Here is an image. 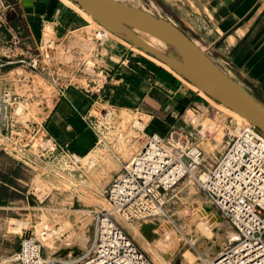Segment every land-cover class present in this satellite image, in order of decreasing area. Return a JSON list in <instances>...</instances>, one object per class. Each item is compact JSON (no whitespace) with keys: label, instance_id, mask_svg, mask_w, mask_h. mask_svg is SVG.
<instances>
[{"label":"rangeland","instance_id":"1","mask_svg":"<svg viewBox=\"0 0 264 264\" xmlns=\"http://www.w3.org/2000/svg\"><path fill=\"white\" fill-rule=\"evenodd\" d=\"M57 2L84 22L80 29L66 37L56 29L48 27L44 30L35 52L40 68L53 77L59 74V79L76 69L83 77L88 74H83L84 71L94 69L97 73L104 62L100 54L90 61L89 51L96 45L92 39L89 43L90 32L97 38V43L107 36H120L86 17L72 1ZM143 10L162 19L169 17L153 6H144ZM84 23L89 26L83 27ZM140 36L158 51L166 50L160 40L143 33ZM121 38L134 50L153 58ZM102 78V75L97 76L99 83L104 81ZM78 82L85 84L83 80ZM207 101L209 106L204 111H182L170 126L187 135L201 149L203 160L195 177L183 178L166 197L163 211L155 220L156 227L148 230L146 239L150 245L138 234L139 224L127 222L117 213L111 214L150 264H202L203 259L215 257L237 239L231 240L235 231L209 200L200 180L223 154L229 138L235 134V126L243 122L228 114L210 97ZM259 107L264 111V105ZM95 109L112 112L110 128L104 142L79 156L80 161L76 164L53 154L41 162H28V167L0 153V256L14 252L20 238L26 234L40 242L47 257H74L90 244L93 211L109 209L102 189L131 161L150 133V121L139 113L124 109L116 112L100 101Z\"/></svg>","mask_w":264,"mask_h":264},{"label":"built area","instance_id":"2","mask_svg":"<svg viewBox=\"0 0 264 264\" xmlns=\"http://www.w3.org/2000/svg\"><path fill=\"white\" fill-rule=\"evenodd\" d=\"M2 6L8 7L0 0ZM9 33L10 44L16 46L18 32ZM37 59H7L0 53V78H11V86L0 87V153L21 165L53 154L76 164L78 156L57 145L45 123L65 90L77 84L73 77L62 81L59 74L44 73ZM95 105L79 115L99 145L106 139L112 112ZM234 133L200 185L237 239L202 264H264V134L244 123L237 124ZM202 160L201 149L181 131L149 133L131 161L102 189L109 209L93 211L92 240L79 254L47 257L40 242L26 234L14 252L0 256V264H150L111 214L140 226L155 222L168 194L183 178L195 177Z\"/></svg>","mask_w":264,"mask_h":264},{"label":"crops","instance_id":"3","mask_svg":"<svg viewBox=\"0 0 264 264\" xmlns=\"http://www.w3.org/2000/svg\"><path fill=\"white\" fill-rule=\"evenodd\" d=\"M2 1L8 7H0V53L7 59L34 56L48 27L66 37L84 22L57 0ZM117 1L140 9L158 8L169 16L165 20L193 40L254 102L264 105V0ZM88 26L84 23L83 27ZM9 30L19 34L16 46L10 44ZM119 36H107L97 43L90 32L89 43L92 39L96 44L89 51L90 61L100 54L104 64L97 73L94 69L84 71L83 74L88 73L84 77L79 69L61 76L62 81L73 77L78 84L65 90L46 118L45 126L52 140L78 157L96 145L94 134L79 115L94 101L104 102L116 112L131 110L147 117L150 133L161 135L168 133L182 111L198 113L209 106L207 96L195 86L162 62L134 50ZM98 75L104 81L99 83ZM10 79L8 74L1 77L0 87L11 86ZM82 80L84 86L78 82ZM28 162L24 165L28 166Z\"/></svg>","mask_w":264,"mask_h":264},{"label":"water","instance_id":"4","mask_svg":"<svg viewBox=\"0 0 264 264\" xmlns=\"http://www.w3.org/2000/svg\"><path fill=\"white\" fill-rule=\"evenodd\" d=\"M102 27L147 52L215 102L233 110L264 134V111L182 30L168 20L117 0H72ZM197 2V0H194ZM142 32L171 44L180 60L170 58L144 40Z\"/></svg>","mask_w":264,"mask_h":264},{"label":"bare ground","instance_id":"5","mask_svg":"<svg viewBox=\"0 0 264 264\" xmlns=\"http://www.w3.org/2000/svg\"><path fill=\"white\" fill-rule=\"evenodd\" d=\"M70 1H72V0H70ZM73 2V1H72ZM80 8V7H79ZM81 9V8H80ZM82 10V9H81ZM82 11H84V10H82ZM85 12V11H84ZM86 13V12H85ZM87 14V13H86ZM88 15V14H87ZM90 18H91V16L90 15H88ZM107 30V29H106ZM140 33H142V32H137V35L142 39V40H144V38H142V36H140ZM143 34H145V33H143ZM146 35H148V34H146ZM149 36H151V35H149ZM153 37V36H152ZM154 38H156V37H154ZM156 39H158V38H156ZM158 40H160V39H158ZM146 43H148L146 40H144ZM165 46H166V50L164 51V52H160V53H162V54H164V55H166V56H168V57H170V58H174V59H177V60H180V56L178 55V53H177V51L175 50V48L171 45V44H169V43H167V42H164V41H162V40H160ZM149 44V43H148ZM150 45V44H149ZM150 46H152V45H150ZM137 47V46H136ZM153 47V46H152ZM154 48V47H153ZM154 49H156V48H154ZM157 50V49H156ZM160 50V49H159ZM158 51V50H157ZM153 57V56H152ZM153 58H155V57H153ZM156 59V58H155ZM156 60H158V59H156ZM159 61V60H158ZM164 64V63H163ZM164 65H166V64H164ZM167 66V65H166ZM168 67V66H167ZM169 68V67H168ZM202 92V91H201ZM203 93V92H202ZM204 94V93H203ZM207 96V95H206ZM207 97H209V96H207ZM213 100V99H212ZM250 100L257 106V107H259V104L258 103H256V102H254L251 98H250ZM218 105H220L228 114H230V115H234V116H236L237 118H238V120H239V122L241 121V122H243L244 124H250L245 118H243L242 116H240L239 114H237L236 112H234L233 110H231V109H229V108H227V107H225L224 105H222V104H220V103H218V102H216ZM260 108V107H259ZM142 127H143V125H142ZM141 127V128H142ZM79 158V157H78ZM87 159H89V155L87 156ZM204 174H202L201 175V178L203 179L204 178ZM192 190V189H191ZM156 227V225H155V222H151V223H146V224H142L140 227H139V229L137 230V232H138V234L141 236V238L144 240V242L147 244V245H150L149 244V242H148V240L146 239L147 238V235L149 234V232H148V230H151V229H153V228H155ZM136 232V231H135ZM231 238V237H230ZM235 238H237V235H236V233H234V235H233V237L231 238V240H234ZM212 252V251H211Z\"/></svg>","mask_w":264,"mask_h":264}]
</instances>
